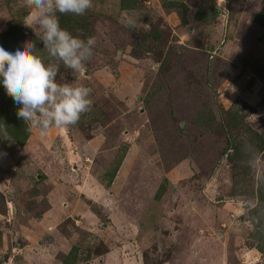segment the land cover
Here are the masks:
<instances>
[{
  "label": "rangeland",
  "instance_id": "1",
  "mask_svg": "<svg viewBox=\"0 0 264 264\" xmlns=\"http://www.w3.org/2000/svg\"><path fill=\"white\" fill-rule=\"evenodd\" d=\"M93 5L58 13L96 39L58 74L91 88L90 111L26 124L23 144L0 131V264H37L27 245L53 264H264V0ZM30 22L0 0V36L47 59Z\"/></svg>",
  "mask_w": 264,
  "mask_h": 264
},
{
  "label": "clouds",
  "instance_id": "2",
  "mask_svg": "<svg viewBox=\"0 0 264 264\" xmlns=\"http://www.w3.org/2000/svg\"><path fill=\"white\" fill-rule=\"evenodd\" d=\"M23 5L31 20L26 27L40 30L36 35L47 59L32 41H25L15 52L0 47V83L18 106L17 117L41 134L53 126L75 125L91 109L92 90L82 83H60L57 75L61 64L77 73L84 71L96 39L61 27L58 13L83 16L94 6L93 0H23ZM0 131H6V126L0 124Z\"/></svg>",
  "mask_w": 264,
  "mask_h": 264
},
{
  "label": "trees",
  "instance_id": "3",
  "mask_svg": "<svg viewBox=\"0 0 264 264\" xmlns=\"http://www.w3.org/2000/svg\"><path fill=\"white\" fill-rule=\"evenodd\" d=\"M256 19L257 21H260L259 17H257ZM0 37H2L0 38V47H3L9 52H15L16 48L22 45L21 40L19 42L17 37H12L10 39L5 38L3 36H0ZM62 67H60V70L62 69ZM58 78L59 76L57 75V81H58ZM17 108L18 106L14 103L13 99L6 94L2 83H0V124H3L4 126H6V131H3V132H5L6 134L8 133L7 135L10 136L12 139L16 140L19 144H23V142L27 140L30 130L28 126L17 117L16 115ZM258 191L260 192V195H262L260 196L259 199L263 200L264 182L260 185V188ZM262 204H264V200ZM257 210H259V213H261L264 210V206L260 205ZM259 223L262 224L263 222L260 220ZM256 226H257V223H254V227ZM257 229L260 234L264 235V227L257 228Z\"/></svg>",
  "mask_w": 264,
  "mask_h": 264
},
{
  "label": "crops",
  "instance_id": "4",
  "mask_svg": "<svg viewBox=\"0 0 264 264\" xmlns=\"http://www.w3.org/2000/svg\"><path fill=\"white\" fill-rule=\"evenodd\" d=\"M46 245H48V244L46 243ZM29 247H31V246L27 245L25 247H21L18 250V251H20L22 253V257L33 253L34 259L36 260L37 264H53L54 260L53 261L50 260L52 256L48 252V248L49 247H47V246H39L40 248L39 247L35 248L37 251H35L33 249H29ZM12 251H13V253H15V249H12ZM32 251H35V252H32ZM27 258L31 259L30 257H27Z\"/></svg>",
  "mask_w": 264,
  "mask_h": 264
}]
</instances>
